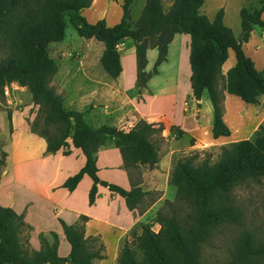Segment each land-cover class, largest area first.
<instances>
[{
  "label": "trees",
  "instance_id": "16d2710c",
  "mask_svg": "<svg viewBox=\"0 0 264 264\" xmlns=\"http://www.w3.org/2000/svg\"><path fill=\"white\" fill-rule=\"evenodd\" d=\"M205 0H173L164 9L162 0H145L135 19H129L133 0H122V15L118 22L108 25L104 17L90 22L82 13L94 0H0V97L6 83L15 80L25 85L31 99L43 113V119L29 121L30 129L46 141L45 153H54L68 145L80 148L84 164L67 176L62 186L73 190L87 174L91 178L88 203L93 204L98 185L124 198L129 209L142 202L147 191L132 177V168L141 164L154 167L159 154L152 134L161 133L162 122L142 119L137 126L124 130L109 124L91 126L78 109L63 105V97L49 84L57 71V63L49 54V43L61 41L67 23L85 39L100 40L104 48L99 62L107 74L115 78L122 64L118 44L131 38L135 45L136 84L140 90L147 86L151 74L166 59L168 43L176 32L188 33L190 86L200 99L206 93L212 106L211 134L229 135L231 128L223 118L224 91L236 94L247 103H254L264 94V79L245 53L242 42L247 41L254 25L264 28V0L258 5L239 9L240 34L235 36L223 21L220 7L213 19L200 11ZM91 4V6H92ZM90 6V7H91ZM156 47L157 57L152 71L146 70L147 48ZM234 52L235 62L225 73L222 65L228 50ZM223 82L219 86V80ZM169 130L180 137L185 132L171 124ZM111 140L119 149L122 165L130 180V188L109 183L98 176L96 153ZM190 144L194 137H189ZM65 153L69 152L64 150ZM0 151V169L5 162ZM264 176V121L253 131L250 139L230 141L220 146L216 160L208 155L199 159V152L177 156L169 171V183L176 188L173 199L165 198L157 209L154 221H164L156 231L157 238L168 249H176L182 264H264V232L257 235L252 229H241L226 261L206 263L201 244L213 230L224 223H237L240 218L233 202V189L248 179ZM86 214L76 223L61 220L70 244L67 255L58 253V234L50 237L39 233L41 247H30L25 231L30 229L23 214L12 207L0 205V264H96L104 257V244L98 235H85ZM141 234L147 241L155 264H166L164 248L146 225ZM125 264H137L127 243L124 245Z\"/></svg>",
  "mask_w": 264,
  "mask_h": 264
},
{
  "label": "crops",
  "instance_id": "0c3cea01",
  "mask_svg": "<svg viewBox=\"0 0 264 264\" xmlns=\"http://www.w3.org/2000/svg\"><path fill=\"white\" fill-rule=\"evenodd\" d=\"M121 2L122 0H110V3L114 4L117 8L112 11L110 17L107 16L105 10L97 12L91 9L90 6L92 2L88 7L82 9V13L90 22H95L98 18L104 17L106 23L112 25L118 22L122 15ZM181 33L184 32H176L172 40L168 43L167 60L168 52L174 38ZM186 34L189 36L188 33L184 34L185 48L183 52L185 60L183 61V65L185 67V84L182 86L183 89H181L180 81L182 72L177 69L175 83L177 92L181 93V95L177 93L176 99L174 97L172 98V111L169 116L159 111H144L139 103L140 100L137 99L138 97L129 94V92L135 88L136 84L135 45L131 38H126L118 44V48L120 44H127V46L123 49V53H120L122 70L117 77H110L99 62V68L89 70V72L86 73V79L83 77H79L77 80L70 78L72 75L64 73V71L58 67L57 71L53 74L50 85L61 94L63 97V105L66 108L82 111L84 118L93 127L109 124L117 128L129 130L130 128L126 125L127 123L129 125L133 124L132 127H134L137 126L136 121L140 120L134 118H144V120L149 122H162L164 125L162 131L163 133L168 132L170 139L168 135H165V138L173 141L172 139L180 140L183 138V135H188L185 123L190 120L198 130L207 128V133L211 136L209 139L213 143L225 144L247 137L257 128L259 125L258 122L264 119V112H261L259 115L254 113L253 115L252 103H247L236 94L227 91H224L223 118L230 126L231 133L229 135H219L217 137L212 136V118L209 119V117L207 118L202 114L203 98L207 95L205 93L200 99H196L192 94L190 86L191 70L188 63L190 37L188 39ZM130 40L132 42L131 44H129ZM150 49L155 50L156 47H148L147 52ZM233 53V50L229 48L228 57L222 65L223 73L234 64L235 56L234 59L230 61L231 54ZM178 56H181L180 52ZM125 59L128 64L131 63L132 65L129 70H126L124 63ZM167 60L162 61L157 68V72L147 80V86L142 88V95L151 89V82L154 76H159L161 74V65ZM80 83L84 84L80 85ZM153 98H155V95ZM181 99L183 102L179 105ZM84 102L90 103L88 106H85ZM90 104H92L93 107H90ZM171 124H175L183 129L185 131L183 135L177 137L174 132H171L169 130ZM7 135L10 139L11 149L9 153L6 154L5 162L2 166L9 174L6 176L3 175L0 179V205L10 206L16 212L23 214L24 221L30 225V229L24 232L30 247L34 249H39L41 247L39 233L42 232L47 236V234H50V231H55L58 234V253L60 255H67L70 250V244L65 237L61 220L68 224L76 223L79 220V215L85 213H83L82 209L76 208L70 199H67L69 202L68 204L57 206V194L61 192L63 194H65V192L74 194L73 192L77 190L79 184L82 182H84L87 187H90L92 181L87 174L84 176H88L90 181L83 176L73 190H68L61 185L67 176L75 173L76 170L84 164L85 157L84 155H80L79 151L70 149L69 143L73 148L77 147H74L71 141L68 140L66 150L71 152L70 154H75V163H67L66 167H61L62 159L68 155H64L65 152L63 148L58 149L54 153H45V139L30 129L27 119H10ZM190 135L197 137L193 132L192 134L190 133ZM230 138H233V140H228ZM197 144L198 141H196L195 144L185 142L183 146L186 148L189 145V149H194L198 148L196 147ZM78 149L80 150V148ZM173 152L174 151L164 153L161 158H159L160 160L158 163L149 169L153 171L162 168L163 162L169 161ZM104 153L105 152L100 149H98L96 153L98 170L100 169L98 164L99 159H101V156H104ZM104 160V167L112 168L116 165H122V158L120 159V157L115 156V159L109 160L104 156ZM35 168L38 169L36 173L33 172ZM24 179L27 181L25 182ZM16 189H18V192L15 191ZM98 190L99 188H97V192ZM24 192L30 194L29 197L23 195ZM33 196H35V198ZM117 196L120 195L111 191L110 199L104 203L103 210L100 212L101 214L99 216L91 212L86 213L88 220L85 222V235H98L103 241L104 249L107 254L109 251L119 247V245L121 246V242L124 239L129 244L130 233L134 227H139L141 233H144L142 225H146L149 230L154 233V226L149 223L153 221V217L160 206L158 201L160 196H158L147 208L139 212L137 207L129 209L125 204L124 198L122 196H120L121 198ZM44 203L50 206L49 210L55 218L52 226H50L47 216L42 214V204ZM97 204L98 201L97 198H95L91 206L95 207ZM155 205L158 207L153 210L152 208ZM93 218L97 219L101 224L99 227L90 230L89 226ZM162 223H164V221H154L155 225ZM113 229L116 231L114 232ZM113 235H116L117 240H119V244L115 248L109 246V239L113 237ZM98 259H96V264H104L103 260L109 258L102 257ZM106 264H108V262Z\"/></svg>",
  "mask_w": 264,
  "mask_h": 264
},
{
  "label": "rangeland",
  "instance_id": "374dc122",
  "mask_svg": "<svg viewBox=\"0 0 264 264\" xmlns=\"http://www.w3.org/2000/svg\"><path fill=\"white\" fill-rule=\"evenodd\" d=\"M172 1L173 0H162L164 9H166L172 3ZM144 2L145 0H133L131 3L129 15L131 22H134L139 15ZM258 4L259 0H205L200 7V11L206 14L209 19H213L216 11L222 7L223 21L232 29L235 36L238 37L241 30L239 17L240 7H250ZM91 9H94L97 12L105 10L107 16L110 17L112 11L117 8L114 4L110 3V0H94ZM262 18L264 19V11L262 13ZM184 34L185 33L178 34L174 38L168 52V60L166 56L165 60L167 61L161 65V74L159 76H154L151 82V89L143 95L141 94L143 89L138 92L136 88H133L129 92L131 96L138 97L137 99L140 100L139 103L144 111H159L169 116L172 111V98L174 97L176 99L177 93L181 95V93L177 92L175 81L177 77L176 71L178 69L180 72H182L180 84L181 89H183L182 86L185 84V67L183 65V61L185 60L183 52V49L185 48ZM187 37L189 39L188 35ZM131 43L132 42L130 40L129 44ZM126 46L127 44H120L118 48L119 53H123V49ZM242 46L245 53L253 61L254 67L259 71L261 77L264 79V28L254 25L248 40L243 41ZM103 48L104 44L102 41L93 38L85 39L79 36L73 26L70 23H67L63 39L61 41L49 43V54L56 61L58 64L57 66L64 71V73H69V75H72L70 78L77 80L79 77L86 79V73L89 72V70H95L99 68V57ZM156 49H150L147 52V71L153 70L154 62L157 57ZM179 52L181 56H178ZM233 59L234 53L231 54L230 61ZM124 63L126 70H129L132 66L131 63L128 64L126 59L124 60ZM158 67L159 65L157 68ZM153 74H151V76ZM52 77L50 82L53 79ZM222 82L223 80L220 79L219 86H221ZM82 84L84 83H80V85ZM154 95L155 98H153ZM182 102L183 100L181 99V101H179V105H181ZM89 103L90 102H84L85 106H88ZM90 105V107H93L92 104ZM252 105L253 115L254 113L259 115L261 112H264V94L259 95L257 101L252 103ZM202 114H204L207 118L209 117V119L212 118V108L207 96L203 98ZM12 118L27 119L28 122L33 119H39L41 122L43 119V113L38 111L37 105L33 103L28 88L25 85L19 84L17 81L9 85L8 94H4L3 92L2 96L0 97V151H5L6 153H9V150L11 149L10 139L7 135V131L9 130V121ZM134 119H140L136 121L138 123L144 118L136 117ZM263 121L264 119L260 120L258 124ZM126 125L129 128L133 126V124L129 125L128 123ZM185 126L187 128L188 135H183V138L180 140L172 139L173 141H170L168 132L163 133L162 131L161 133L152 134V139L156 144L159 158H161L164 153L174 151L171 154L170 160L163 162L162 168L152 171L149 169L152 167H149L147 164H141L138 166V169L132 168L133 179H138L137 181L140 183V186L147 191V194L145 195L142 202L137 205V210L139 212H142L145 208H147V206H149L153 200H155V198H158V196H160L158 199L160 206L163 204L165 198H174L176 188L174 185L169 183L168 177L173 161L177 156L189 154L190 152L197 150L199 152V159L206 155L210 157V160H216L218 158L220 146L222 144H217L210 141L209 138H211V136L207 133V128L198 130L197 127H194L190 120L185 123ZM192 132L198 137V139L197 137H194V144L196 141H198V144L196 145L198 148L189 149V145L185 148L183 144L185 142H189V137L191 136L190 133L192 134ZM165 135H168L169 139H166ZM252 137L253 132L242 139H250ZM228 140H233V138ZM69 146L70 149L79 151L80 155L83 156L82 152L78 148H73L70 143ZM99 149L105 152L104 156H106V159L113 160L115 159V156L120 157L121 159L119 149L113 144L111 140H107L105 144ZM63 150H66V146L63 147ZM70 153L71 152H67L64 154L68 156L62 159L61 167H66L67 163H75V154ZM104 156H101V159H99L98 163L100 166V169L98 170L99 178L109 183L118 184L126 189H129L130 182L127 177L126 169L123 167V165H116L112 168L104 167ZM79 168L77 170H79ZM33 172H38V169L35 168ZM8 174L9 172L2 166L0 169V179L3 177V175L6 176ZM84 177L90 181L88 176ZM24 180L25 182L27 181L26 179ZM98 188L99 190L96 193L98 204L95 207L88 203L89 186L87 187L84 182L79 184L77 190L73 192L74 194H69V192H65V194L61 192L60 194H57L56 204L57 206L68 204L69 202L67 199H70L76 208L83 210V213L86 214L87 212H91L99 216L101 214L100 212L103 210L104 203L110 199L111 191L106 186L101 184L98 185ZM15 191L18 192V189ZM26 193L24 192L23 195L29 197L30 194ZM232 195L233 202L237 206L240 220L237 223H224L220 225L218 228L213 230L207 239L201 244L202 259L206 263H219L226 261L230 256V252L233 249L236 237L241 229H252L259 236H262L264 232V176H262L261 180L259 181L248 179L237 185L233 189ZM33 197L35 198V196ZM117 197L121 198L120 196ZM49 207L50 206L46 203L42 204V214L47 216L49 224L52 226L55 218L49 210ZM157 207L158 206L155 205L152 209L155 210ZM100 224L101 222L93 218L91 220L89 229L93 230L95 227H99ZM149 224L154 226L155 231L153 234L156 237L158 243L161 245L162 242L159 238H157L156 231L162 225H155L152 222ZM113 231L115 232L116 230L113 229ZM47 237H50V234H47ZM118 242L119 240H117L116 235H113V237L109 239V246L111 248H115L118 246ZM125 243L127 242L124 239L121 242V246L119 245V247L116 249L109 251L108 254L104 249V257H108L109 259H104L103 263L106 264L108 262V264H125L123 251ZM128 246L130 247L132 254L135 256L137 264H155L148 243L146 240H144V236L141 234V229L139 227H134L132 229ZM161 246L164 248L166 264H182L184 262L182 256L176 249L167 250L163 244Z\"/></svg>",
  "mask_w": 264,
  "mask_h": 264
},
{
  "label": "built area",
  "instance_id": "2783aa9c",
  "mask_svg": "<svg viewBox=\"0 0 264 264\" xmlns=\"http://www.w3.org/2000/svg\"><path fill=\"white\" fill-rule=\"evenodd\" d=\"M15 82V80H12V81H10V82H8V83H6L5 85H4V87H3V92H4V94H8L9 93V85L11 84V83H14Z\"/></svg>",
  "mask_w": 264,
  "mask_h": 264
}]
</instances>
